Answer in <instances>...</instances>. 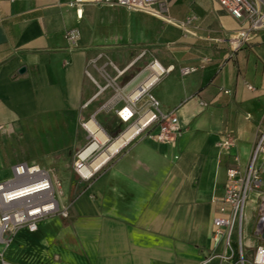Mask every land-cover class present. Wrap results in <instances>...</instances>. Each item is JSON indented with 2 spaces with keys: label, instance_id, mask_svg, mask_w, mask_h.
<instances>
[{
  "label": "crops",
  "instance_id": "crops-1",
  "mask_svg": "<svg viewBox=\"0 0 264 264\" xmlns=\"http://www.w3.org/2000/svg\"><path fill=\"white\" fill-rule=\"evenodd\" d=\"M72 1L0 0V184L20 163L39 165L62 181L70 206L68 217L0 237V264H233L221 256L225 241H214V217L228 168L246 169L264 128V30L232 50L230 34L246 24L217 0H165L161 15L87 4L82 17ZM70 30L80 33L77 46ZM144 48L175 66L152 93L177 112L180 135L139 136L93 178H74L69 152L89 140L82 121L103 124L86 117L112 94L91 101L95 81L104 85L105 71L115 75L110 63L124 68ZM186 66L198 70L183 75ZM106 113L116 138L124 124ZM224 135L231 151L218 144Z\"/></svg>",
  "mask_w": 264,
  "mask_h": 264
},
{
  "label": "built area",
  "instance_id": "built-area-1",
  "mask_svg": "<svg viewBox=\"0 0 264 264\" xmlns=\"http://www.w3.org/2000/svg\"><path fill=\"white\" fill-rule=\"evenodd\" d=\"M14 1V0H13ZM222 7L236 19L245 22V26L230 34L232 50L244 47L252 33L264 30V0H217ZM165 0H73L79 17L83 16L87 4L123 7L129 11H146L161 15L166 9ZM160 4V9L153 6ZM195 16L187 17L185 24H192ZM80 36L78 30H70L66 38L77 46ZM101 57V56H100ZM147 62H145V60ZM97 60H94L96 62ZM110 66L115 75L105 71L106 82L98 85V90L91 101L102 93L111 90V97L102 105L100 111L115 113L124 124V129L116 138L107 135L100 125L96 128L103 132L104 139L97 137V132L89 126L92 119L83 125L89 132L88 143L75 156L73 167L80 178L89 180L109 164L127 145L139 136H149L161 143H174L181 133L182 126L175 110L165 111L160 100L152 93V88L165 75L172 73L174 65L164 66L152 51L144 48L126 67L119 68L114 63ZM194 66L181 68L183 75L197 71ZM129 72L132 77L125 83L121 79ZM131 87V88H130ZM130 88V89H129ZM249 88L253 86L249 85ZM90 101V102H91ZM89 104V103H88ZM122 140L116 150L111 146ZM96 144V147L93 146ZM218 144L226 151H231L234 141L228 135L220 138ZM86 171L87 173H84ZM14 178L0 184V237L11 235L15 230L26 227L36 231L39 222L52 215L68 217L70 206L61 201L63 183L52 177L50 171L39 165L20 163L14 167ZM253 206V214L246 211ZM252 221L251 239L254 255L248 256L245 244L246 226ZM214 241L223 239L229 253L223 258L232 259L233 264H264V128L259 132L250 161L245 170L230 167L224 194L217 215L214 217ZM3 264H11L3 260Z\"/></svg>",
  "mask_w": 264,
  "mask_h": 264
},
{
  "label": "rangeland",
  "instance_id": "rangeland-1",
  "mask_svg": "<svg viewBox=\"0 0 264 264\" xmlns=\"http://www.w3.org/2000/svg\"><path fill=\"white\" fill-rule=\"evenodd\" d=\"M101 107H102V105H101L99 102H97L95 105H93V106L89 109V112H88L86 118L88 119V118H90V117H92V116L98 115V118L101 119V121L104 120V123H103V124L99 123L100 127L104 130V132H105L107 135L110 136V132H111L113 126H112V125H110L109 127L106 126L105 121H106L107 119H109V118H108L107 113H106L105 111H100ZM82 123H84V122L82 121ZM111 135H113V134H111ZM77 152H78V151H77ZM77 152H76V153H77ZM76 153H75V151H73V152L70 151V152H69V155H70V157H71V161H73V158H75ZM71 161H70V165H71ZM67 172H71V174H72V176H73L74 178H77V177L80 178V176L76 173L75 169H72V170H71V168L69 167L68 170H67ZM73 190H74V187L72 186V187H71V192H73ZM252 209H253V206L250 205V206L247 208V210H246V211L248 212V215H249V216H250L251 214H253ZM252 226H253L252 221H251V223L249 224V226H248V225L246 226V230L249 229L250 234H251V232H252ZM249 231H248V232H249ZM250 236H251V235H250ZM254 242H255L254 240L249 239V236H248V235L246 236V238H245V244L249 247V248L246 249V252H247V255H248V256H251V257H252V256L254 255V253H255V250L251 248L252 245L254 244Z\"/></svg>",
  "mask_w": 264,
  "mask_h": 264
},
{
  "label": "bare ground",
  "instance_id": "bare-ground-1",
  "mask_svg": "<svg viewBox=\"0 0 264 264\" xmlns=\"http://www.w3.org/2000/svg\"><path fill=\"white\" fill-rule=\"evenodd\" d=\"M90 127L92 128V130H95L97 133V137L101 140L104 139V134L102 131H100L99 129L96 128V126L92 123L90 124ZM122 144V140H119L117 142H115L112 146L111 149L112 150H116L117 148H119V146ZM96 147V144L93 146V148ZM84 173H87L86 171H84Z\"/></svg>",
  "mask_w": 264,
  "mask_h": 264
},
{
  "label": "water",
  "instance_id": "water-1",
  "mask_svg": "<svg viewBox=\"0 0 264 264\" xmlns=\"http://www.w3.org/2000/svg\"><path fill=\"white\" fill-rule=\"evenodd\" d=\"M23 71H24V69L21 70V72H23Z\"/></svg>",
  "mask_w": 264,
  "mask_h": 264
}]
</instances>
